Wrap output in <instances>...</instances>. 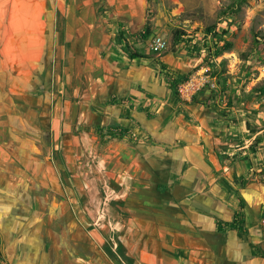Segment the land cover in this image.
Instances as JSON below:
<instances>
[{"label": "rangeland", "instance_id": "1", "mask_svg": "<svg viewBox=\"0 0 264 264\" xmlns=\"http://www.w3.org/2000/svg\"><path fill=\"white\" fill-rule=\"evenodd\" d=\"M156 34L169 41L162 54L148 48ZM120 53L147 60L135 64ZM206 68L208 83L184 99L175 79ZM143 71L163 77L160 87ZM132 79L138 85L130 95L148 106L141 114L160 120L164 105L165 126L185 136L174 142L187 162L210 165L194 171L203 191L223 197L227 213L243 210L264 259V0H0V264H120L107 250L123 264L182 263L163 231L167 215L158 214L157 224L137 207L143 202L133 186L144 172L132 173L130 155L120 157L122 144H115L129 143L134 155L154 133L140 124L127 133L90 124V112L97 124L105 116L99 102L125 100L103 89ZM116 239L123 250L110 245ZM226 243H219L224 256ZM198 259L212 261L209 254Z\"/></svg>", "mask_w": 264, "mask_h": 264}, {"label": "crops", "instance_id": "2", "mask_svg": "<svg viewBox=\"0 0 264 264\" xmlns=\"http://www.w3.org/2000/svg\"><path fill=\"white\" fill-rule=\"evenodd\" d=\"M93 6L95 7L94 3H90L88 10L93 12ZM47 7L48 6H45L46 16H48L47 18H50V20L47 19L48 21L46 22H50L55 29L54 11ZM43 13L44 12L40 10L41 16H39V22L41 25L44 19ZM39 38L41 39V37ZM111 55L112 54L109 55V58H111ZM123 55L124 54H122V56ZM112 57L115 56L113 55ZM124 57L130 62H135V64L140 62L139 59L147 60L144 58L132 59L128 54H125ZM143 62L145 61H142L140 64H145ZM147 64L150 65V63ZM142 74L143 77L147 75L144 74V71ZM147 76L150 77L152 81H159L158 86L160 82H163V77H161V79H156L151 71ZM135 85L137 86L138 83L133 79L120 82L117 81L115 84L107 85L103 89L105 92H112L111 90L115 89V93L118 97L125 100H123V102L118 100L119 102H115L114 106H106L103 102H99L100 107L105 109L103 112L105 116L99 117L97 121L99 124H97L94 122V117H96L95 112H90L93 115H90V124H94L95 126H114V129H118L123 133H127L129 129L134 130V127L140 124L143 130L147 129L152 134L154 133V135H146L147 139L144 141L145 144L151 142L150 146L143 145L140 153L137 147H135L136 151L134 155L131 153L132 151L130 152V148L127 147L130 145L129 143L115 141V144H122V146L117 145V147H122L120 150H122L123 153L120 154V157L130 155L129 157H131L133 163L131 172H144L141 180L135 183V187L133 186V190H136L141 195L139 201L136 199V202H143L137 205V207L141 209V213H150L149 215L153 216L157 224H162L163 222L161 219L163 216H159V220L157 218L158 214L165 213V215H167L165 218L168 220L169 226L164 224L163 231L165 229L173 238L175 242L173 246L174 249L178 248L177 250L180 252L179 255L183 257L181 258V264H186L187 260L191 262L193 256H196V260L191 264H206L204 262L198 263V256L200 259H204L208 254L212 259L211 264H264V259L257 257L258 252L260 253L258 250L259 248L252 246L251 243L254 241L257 242L258 240L256 230L251 225L252 222L251 224H245L244 220L243 234L238 233L236 230H219L220 225L225 224L224 222H229L224 219L227 214H233L234 216L240 213L243 219V210L237 207L235 209L233 208V212L227 213L223 209H220L219 206L223 197L215 192L213 194L211 191L210 193L203 191L205 190L204 183L200 177L195 175L194 171L197 170L199 166L204 169L209 168L210 165L207 164L205 165L206 167H203L199 164L193 165L191 162H187V153L177 148L179 142H174L175 140H184L185 136L172 135L173 132L170 130V126H165L164 119L170 117V113L162 111L164 105L162 106V110H157V113L161 116L160 120L153 121V118L149 119L145 114H141L138 108H144V112H148V106H146L143 101H137L134 95H130L129 91L134 89L133 87ZM185 106L187 110H182V112L185 114L190 113L189 111L192 110L191 105L185 104ZM151 109L154 110L152 106ZM167 110H170V108L167 107ZM159 116L157 119L160 118ZM170 121L171 120L167 123H170ZM42 122H40V124H38L39 127H37L40 132L42 131ZM100 123L103 124L101 125ZM162 131H164L166 135H155V133L162 134ZM164 140L166 144L164 143L161 145L157 143L158 141L164 142ZM197 163L199 162L197 161ZM120 165L123 170V168L127 167V162H122ZM138 176L140 175L138 174ZM120 178L121 184H123L127 176L121 173ZM131 179L133 180V177ZM130 191H132V188ZM131 197L134 199V194L131 195ZM128 199L133 201L131 198ZM124 205H126L125 207L123 206L124 208L133 206V204L128 201H124ZM163 209L168 211L164 212L162 211ZM175 225L178 226L177 230L174 228ZM208 239L213 242L211 244V250H208ZM223 240L227 242L225 247L226 256H224L223 253L221 254L219 250L221 247L219 243L223 242ZM214 248L216 249L213 250ZM219 254H221L222 257H218L217 255ZM176 258L175 260L177 263L179 259L177 260Z\"/></svg>", "mask_w": 264, "mask_h": 264}, {"label": "built area", "instance_id": "3", "mask_svg": "<svg viewBox=\"0 0 264 264\" xmlns=\"http://www.w3.org/2000/svg\"><path fill=\"white\" fill-rule=\"evenodd\" d=\"M210 46V45H209ZM148 48L152 54H162L169 48V41L161 35H152L148 41ZM208 69L201 70L198 74H193L183 79L178 84V92L184 99H191L193 94L208 83ZM264 222V221H263Z\"/></svg>", "mask_w": 264, "mask_h": 264}, {"label": "trees", "instance_id": "4", "mask_svg": "<svg viewBox=\"0 0 264 264\" xmlns=\"http://www.w3.org/2000/svg\"><path fill=\"white\" fill-rule=\"evenodd\" d=\"M59 21H60V19L58 18L57 19V23H59ZM212 29H213V27H209L207 29V32H210ZM179 35H180V33L178 31H175V34H174V42L175 43L178 42ZM229 48H230V45L228 43H226L223 47H221L217 51L215 50V47H214L213 56L220 55V53H222L223 51L228 50ZM130 58H132V59L140 58V56L139 55H135V54H130ZM181 81H182V79H179V78L175 79L174 84H177V83H179ZM243 222L244 221H243L242 217H239V213H237V214L234 215V219H233L232 222H230V223L226 222L225 224L220 225L219 226V230L222 231L224 229H230V230H236L238 233L243 234L244 233ZM106 242H108V241H106ZM113 244L116 245V248L118 247V250H123L121 243L117 239L114 242L111 241L110 245L113 246ZM105 248H106V246L104 245V250H105ZM105 252H106L105 254L108 256L109 259H111L113 261L117 260V261H119L120 264H123L122 263V259H121V255H117V253H112L109 250H107ZM122 256H123V253H122Z\"/></svg>", "mask_w": 264, "mask_h": 264}, {"label": "water", "instance_id": "5", "mask_svg": "<svg viewBox=\"0 0 264 264\" xmlns=\"http://www.w3.org/2000/svg\"><path fill=\"white\" fill-rule=\"evenodd\" d=\"M142 12L144 13V10H142Z\"/></svg>", "mask_w": 264, "mask_h": 264}]
</instances>
